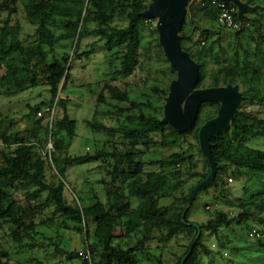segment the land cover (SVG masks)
Wrapping results in <instances>:
<instances>
[{"label": "trees", "instance_id": "1", "mask_svg": "<svg viewBox=\"0 0 264 264\" xmlns=\"http://www.w3.org/2000/svg\"><path fill=\"white\" fill-rule=\"evenodd\" d=\"M242 1L255 7L258 0ZM206 2L194 8L192 17L187 14L181 32L183 49L199 66L200 79L196 88L239 86L243 100L235 125L210 140L217 165L216 179L197 193L187 209L191 192L211 172L208 160L209 171H196L192 151L197 149L203 154L200 130L206 122L216 118L220 104H202L193 127L180 133L162 122V102L168 96L171 82L177 79V72L170 65L157 72L155 82L158 85L152 89L158 97L156 104L134 102L129 92L121 88L119 77L130 76L138 65L143 30L149 26L152 33L158 35L154 21L143 15L152 0H21L25 18L35 28L31 37L34 43L29 45L23 43V26L13 20L19 13V0H0V14H7L0 26V97L43 86L49 94V98L39 104H27L25 118L33 123L29 138L20 131L2 134L8 118L0 113V226L12 229L9 237L14 243L33 240L39 225L35 218L46 208L53 207L65 225H72L82 234L85 232L83 255L76 251H60L57 247L55 253L66 255L70 261L143 264L140 256L148 244L169 245L184 236L189 239V245L176 264H182L187 256L183 264H202V255L214 254L205 243L206 237L212 235L214 241L224 245L222 228L233 230L250 220L258 229L264 225V218L258 217L264 214V150L248 146V141L264 138V115L261 114L264 109V9L250 11L262 18L255 17L242 29L229 30L219 24V11ZM195 21L203 26L196 25ZM57 24L60 27L55 29ZM250 28H253V35L244 44L242 36ZM57 30L61 31L59 35ZM91 37L104 43L106 62L115 68L103 82L97 106L108 101L131 102V109L118 107L117 112L97 109L95 118L86 121V125L94 133L106 137L102 147H97L93 154L66 156L62 160L56 155L65 150L61 135L70 139L76 137L77 123L69 115L70 98L61 97L60 88L64 81H71L70 65L80 55L82 43ZM64 39L75 43L74 56L56 52V45ZM224 40L229 45L236 44V55L232 60L226 58L228 53L221 47ZM153 43L157 58L161 56L167 62L158 37ZM240 47L244 48L243 58L238 54ZM215 48H218L217 52H214ZM54 108H60L63 116H55L51 123L46 118L37 119L42 110L49 109L46 115H51ZM105 118L115 124L106 125ZM49 144H53V162L48 154L44 155ZM164 149L178 151L155 161L142 159L146 154ZM91 162H102L99 169L110 179H102L106 202L94 197L95 201L89 207L79 199L70 203L66 197V168ZM147 164L159 167V171L146 172ZM53 168L55 171L48 174ZM228 176H231V183L237 179L245 181L242 196L235 201L239 210L230 213L215 209L209 213L206 223H192L189 213L200 194L215 189L217 194L211 199L212 205L217 207L227 201L229 195H234L230 186L226 190ZM195 179L197 182L189 192H182L188 181ZM19 188L26 190L25 202L15 196ZM118 228L119 234H116ZM251 236L254 235L251 233ZM25 247L33 253L42 246L27 243ZM8 256L0 248V264H10ZM32 261L49 264L38 258ZM158 264H164L161 258Z\"/></svg>", "mask_w": 264, "mask_h": 264}, {"label": "rangeland", "instance_id": "2", "mask_svg": "<svg viewBox=\"0 0 264 264\" xmlns=\"http://www.w3.org/2000/svg\"><path fill=\"white\" fill-rule=\"evenodd\" d=\"M193 0H190L187 7V14L191 17L194 12V8L199 5L207 4L206 0L197 1L191 9L189 6ZM255 9H251L246 13L248 18L244 24L250 20L256 18H262L258 14H250V11H256L264 9V0H258ZM19 13L13 18L14 23L19 22L23 26V43L29 45L34 43L31 38L34 34L35 28L31 26L26 18L21 5V0L18 3ZM7 18V14H0V26L2 21ZM154 27L157 25L158 19L153 20ZM196 22V25L203 26L202 23ZM60 25H55V29ZM63 27V26H61ZM61 31L57 30L59 35ZM253 35V28H250L245 36H242V42L247 43L248 37ZM158 37L155 33H152L151 27H146L143 30L142 46L139 55V62L135 71L128 77H119L121 88L129 92L132 101L147 102L151 101L156 104L158 97L153 93L154 86L158 85L155 82L157 72L169 67V63L165 62L161 56L157 58V49L153 41ZM246 46V45H245ZM221 47L228 53L226 58L232 60L235 57V42L229 45L226 40L221 43ZM75 43L71 40H63L55 47L58 53H70L74 56L73 51ZM221 48V49H222ZM239 57L243 58L244 48L240 47ZM48 49V48H47ZM218 48H215L214 52H217ZM79 58V59H78ZM78 58H74L71 63L72 67V79L70 82L64 81L60 88V96L70 98L68 104L69 115L77 123V135L73 139L68 138L65 134H62V138L65 141V150L57 152L56 155L62 160L68 157H81L87 154H93L97 147H102V144L106 141L104 135L94 133L87 125L86 121H91L95 117V112L98 109L100 112H117V108L131 109L130 103H117L115 101H108L106 104L97 106V97L103 87V82L110 76L109 74L115 72V68L110 67L107 64L105 58L104 43L98 38H88L82 43V49ZM165 58V57H164ZM65 88L62 91V88ZM49 94L47 87H39L35 89H27L20 93H14L11 95H5L0 97V113L6 116L7 122L3 125L2 134H11L14 131H20L25 137H30L33 123L30 122L25 115L27 114V104H39L41 101L47 100ZM165 105V98H164ZM164 109V108H163ZM261 114L264 115V109H261ZM46 110H42L38 114V118H46L52 122L55 116L62 117L63 112L60 108H54L51 110V115H46ZM132 112L137 113L136 110ZM164 118V111L162 113ZM46 121L43 123L45 124ZM104 122L108 126L115 124L113 120L104 119ZM1 134V133H0ZM0 140V147H1ZM248 146L264 150V138L252 139L248 141ZM145 150V149H144ZM53 151V144H49L44 152L49 155L50 162L52 161L51 152ZM178 151V149H164L157 153L146 154L142 158L147 161L159 160L162 157H167L171 153ZM192 153L195 155L196 171L200 173H206L209 171V167L206 164L207 159L204 154L200 153L197 149H193ZM102 162H91L85 165H71L66 168L64 179L66 183V197L70 203L73 200L80 202L85 206H91L95 198L103 202H106L105 185H102V179L106 177V174L99 169ZM54 167V166H53ZM55 168L48 170V174H51ZM146 172L159 171V167L146 165ZM231 176H228L225 181L228 182L227 189L231 187L234 191V195L228 196V200L220 203L219 206L212 205V196L217 192L215 189H210L208 194H200L198 199L194 202L189 213V220L194 224H203L208 221L209 213L215 209H221L230 213L237 212L235 201L237 197L242 196V188L245 185L244 179L234 180L232 183L229 181ZM106 180H110L106 177ZM197 182V179L188 181V183L182 189L185 194L189 192L190 188ZM230 186V187H229ZM14 191V190H13ZM26 190L19 188L15 192L17 199L25 202ZM180 195V192H178ZM37 204V203H36ZM209 204L207 207L206 205ZM206 207V208H205ZM258 217L264 218V214H260ZM39 224L37 228V235L33 240H25L21 244H16L9 237L11 228L0 226V248L8 253V260L10 264H31L34 258L45 261L46 263L53 264H80L82 259L70 261L66 255L55 253L57 247L61 250H65L68 253L78 252L79 254L85 253V232L84 234L78 232L72 225L69 227L63 223L57 214H55L53 207H48L44 212L37 215L35 218ZM221 228V227H220ZM252 231H248V229ZM222 237H224V245H219L218 241H214L212 235L205 238L206 245L214 252L211 256L202 255V264H264V225L258 229L256 224L250 220L244 223L242 227H235V229L222 228ZM254 231H257L255 233ZM252 235L254 236H251ZM116 234H119V228L116 230ZM260 241V242H259ZM37 243L42 247L34 250L33 253L26 249V244ZM114 244L117 246V240ZM189 245V239L184 236L176 239L169 245H162L158 243L148 244L147 250L140 256L143 264H158L159 258L164 264H176L177 258L180 257ZM222 246H225L222 248ZM125 248V247H124ZM29 252V253H27ZM34 264V262L32 263Z\"/></svg>", "mask_w": 264, "mask_h": 264}, {"label": "water", "instance_id": "3", "mask_svg": "<svg viewBox=\"0 0 264 264\" xmlns=\"http://www.w3.org/2000/svg\"><path fill=\"white\" fill-rule=\"evenodd\" d=\"M200 0H193L189 9ZM237 9V16L243 28L248 19L246 13L255 9L242 0H220ZM190 0H152L144 16L149 20L158 19L155 26L163 55L171 69L177 72V79L171 82L168 96L165 97L164 118L162 122L180 133L188 131L196 123L200 106L207 102L220 104L216 118L206 122L199 133L201 151L207 158L211 172L191 192L187 209L197 193L216 179L217 165L211 150V138L225 132L230 125H235L236 115L243 100L239 86L228 85L220 88L199 90L196 88L200 71L198 64L186 52L181 43V32L187 16ZM69 69V68H68ZM199 235L197 237V240ZM188 259L183 260L182 264Z\"/></svg>", "mask_w": 264, "mask_h": 264}, {"label": "built area", "instance_id": "4", "mask_svg": "<svg viewBox=\"0 0 264 264\" xmlns=\"http://www.w3.org/2000/svg\"><path fill=\"white\" fill-rule=\"evenodd\" d=\"M211 7L219 11V24L224 26L229 30H238L241 27V23L236 19L235 14L237 15L236 7H232L231 4L224 3L220 0H207ZM49 112V109L46 110ZM232 181L231 179L229 180ZM83 255V254H81ZM85 257L89 259V255L85 254Z\"/></svg>", "mask_w": 264, "mask_h": 264}]
</instances>
